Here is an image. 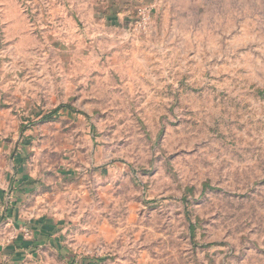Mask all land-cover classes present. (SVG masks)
Listing matches in <instances>:
<instances>
[{"label":"rangeland","instance_id":"obj_1","mask_svg":"<svg viewBox=\"0 0 264 264\" xmlns=\"http://www.w3.org/2000/svg\"><path fill=\"white\" fill-rule=\"evenodd\" d=\"M0 264H264V0H0Z\"/></svg>","mask_w":264,"mask_h":264}]
</instances>
